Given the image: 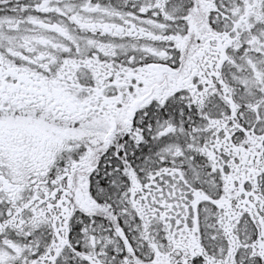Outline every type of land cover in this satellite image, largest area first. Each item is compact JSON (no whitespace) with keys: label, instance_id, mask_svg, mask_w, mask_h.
Wrapping results in <instances>:
<instances>
[{"label":"snow or ice","instance_id":"obj_1","mask_svg":"<svg viewBox=\"0 0 264 264\" xmlns=\"http://www.w3.org/2000/svg\"><path fill=\"white\" fill-rule=\"evenodd\" d=\"M0 264H264V0H0Z\"/></svg>","mask_w":264,"mask_h":264}]
</instances>
